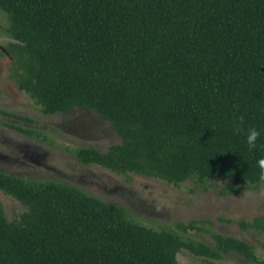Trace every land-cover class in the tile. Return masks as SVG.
<instances>
[{"label": "trees", "instance_id": "trees-1", "mask_svg": "<svg viewBox=\"0 0 264 264\" xmlns=\"http://www.w3.org/2000/svg\"><path fill=\"white\" fill-rule=\"evenodd\" d=\"M8 79L45 116L86 110L120 143L70 152L86 165L180 187L228 181L222 193L258 188L264 158V0H0ZM22 122L33 119L0 110ZM239 125L240 131H235ZM32 138L41 132L8 124ZM255 128V148L246 137ZM0 264H177L220 259L193 240L197 222L147 227L126 209L77 187L0 171ZM252 237L264 215L239 221ZM215 240L254 264V248Z\"/></svg>", "mask_w": 264, "mask_h": 264}, {"label": "rangeland", "instance_id": "rangeland-1", "mask_svg": "<svg viewBox=\"0 0 264 264\" xmlns=\"http://www.w3.org/2000/svg\"><path fill=\"white\" fill-rule=\"evenodd\" d=\"M7 20L0 13V110L35 120L33 127L47 134L46 142L32 139L8 127V124L27 127V124L12 118L0 116V171L27 180H53L74 182L90 194L111 204L123 207L141 224L158 228L176 222L209 221L201 224L203 231L190 232L193 240L212 244V233L251 239L240 231L234 222H220L218 218L237 221L264 214V185L258 188L240 186L237 193L225 195L222 189L229 184L222 179L210 180L204 184L187 181L174 187L165 181L135 175L126 177L115 175L97 166H85L65 148L96 147L107 151L119 144L120 138L109 122L99 119L86 110H75L68 116H44L38 107L23 92L18 91L8 79L10 60L2 55V49L10 41L5 34ZM39 164L25 162L28 149ZM30 168H36L37 173ZM0 200L6 214L13 220L22 206L13 198L0 192ZM217 220V222H216ZM260 246L264 238L257 239ZM258 255H264L259 247ZM177 264H240L232 254L220 261L206 262L205 258L194 256L186 251L177 255Z\"/></svg>", "mask_w": 264, "mask_h": 264}, {"label": "flooded vegetation", "instance_id": "flooded-vegetation-1", "mask_svg": "<svg viewBox=\"0 0 264 264\" xmlns=\"http://www.w3.org/2000/svg\"><path fill=\"white\" fill-rule=\"evenodd\" d=\"M2 55H5L6 56V58L8 59V60H10V64H11V62H12V58L10 57V55H9V53L7 52V50H6V48L4 47L3 49H2V53H1ZM10 64H9V66H10ZM8 76H9V72H8ZM6 112V111H5ZM56 116L57 115H61V116H68V115H70V114H55ZM45 116V115H44ZM51 116H54V115H51ZM27 117V116H26ZM7 118H10V117H7ZM29 118V117H28ZM13 119V118H12ZM30 119H32V118H30ZM15 120H17V119H15ZM18 121H20V120H18ZM35 121V120H34ZM24 123H26L27 124V127H24V128H30V129H33V130H36V131H39V132H41V136H43V137H41L40 139L39 138H32V137H30V138H32V139H36V140H40V141H43V142H46L47 141V134H44L43 133V131L42 130H40V129H38V128H35V127H33L34 126V124H35V122L34 123H27V122H24ZM23 127V126H22ZM47 137V138H46ZM114 146V145H113ZM75 148H96V147H91V146H89V147H75ZM110 148V147H109ZM108 148V149H109ZM71 149H73V148H71ZM70 148H65V150H67V151H69L70 152V150H71ZM98 151H100L98 148H96ZM28 152H30V153H27V156H25L24 158H23V160L27 163V162H32V163H34V164H36L35 166H37L38 164H39V162H37L36 160H35V156H36V153L32 150V149H28L27 150ZM100 152H102V153H105V152H107V151H100ZM71 153V152H70ZM34 155V157H30L31 155ZM72 154V153H71ZM75 157V156H74ZM76 158V157H75ZM76 161L77 162H79L78 160H77V158H76ZM80 164H82V165H85V166H97V167H100V166H98V165H86V164H83V163H81V162H79ZM27 167H28V165H27ZM28 168H30V166L28 167ZM100 168H102V169H105V168H103V167H100ZM30 169H32V168H30ZM36 168L34 167L32 170L34 171V173H37V171L35 170ZM105 170H107V169H105ZM107 171H109V170H107ZM109 172H111V171H109ZM111 173H113V172H111ZM114 174V173H113ZM116 175V174H115ZM129 175H131V174H129ZM119 176H121V175H119ZM136 176V175H135ZM123 177H126V176H123ZM56 181V180H55ZM58 182V181H57ZM61 183H64V182H61ZM66 183V182H65ZM66 184H68V185H71V186H74V187H77V188H79V189H81V190H83V191H85V192H87V193H89L88 191H86V190H84V189H82L80 186H78V185H76V184H74V182H69V183H66ZM229 193H232V192H228V194ZM234 193V192H233ZM90 194V193H89ZM227 194V193H226ZM225 194V195H226ZM92 195V194H91ZM94 196V195H93ZM96 197V196H95ZM101 199V198H100ZM264 215V214H263ZM256 216H262V215H255V216H253V217H256ZM253 217H250V218H253ZM249 219V218H248ZM218 220L220 221V222H223V223H225V222H227V223H229V222H234V223H236V225H237V227L240 229V231H242V232H244V234L245 235H248L249 237H251V239H249V238H245V237H243V236H241L240 234H238V236H235V235H228V234H223V233H221V232H216V233H212V244H206V245H209V246H212V247H214V248H216L217 249V251L222 255L221 256V258L220 259H211V261L213 262V261H220V260H222L225 256H227V255H229V254H232V255H234V256H236L237 258H238V260L240 261V264H254V263H251L249 260H247L244 256H242L239 252H237V251H235V250H232V249H228L227 248V245H220L218 242H217V240H215V238H214V236L216 235V236H220V237H222L223 239H226V238H232V239H234V240H238V241H243V242H245V243H247V244H249V245H251L253 248H254V251H255V255L257 256V258H259L260 260H262V259H264V255H262V256H259L258 255V249H259V247H261V249H263L264 250V243H261L262 245L260 246L258 243H255V244H252V243H254L253 241H255V242H258L257 240H256V238L257 239H261V238H264V234L262 233V234H259V235H256L255 237H252L247 231H245V230H243L241 227H240V225H239V221H241L242 219H240V220H237V221H233V220H226V219H224V218H218ZM192 221H195V220H191V221H189V222H192ZM195 222H197V226L198 227H200L201 229L200 230H198V231H195L194 233H197L196 235L198 236L202 231H203V228H202V226H201V224H203V223H208L209 221H203V220H201V221H195ZM216 222H217V220H216ZM177 223V222H176ZM185 223H188V222H185ZM210 223V222H209ZM175 224V223H174ZM211 224V223H210ZM211 225H213V223L211 224ZM191 232H193V231H191ZM190 233V232H189ZM204 244V243H203ZM208 263H209V261H207Z\"/></svg>", "mask_w": 264, "mask_h": 264}, {"label": "clouds", "instance_id": "clouds-1", "mask_svg": "<svg viewBox=\"0 0 264 264\" xmlns=\"http://www.w3.org/2000/svg\"><path fill=\"white\" fill-rule=\"evenodd\" d=\"M235 131H240L239 125L235 127ZM259 136L260 133L255 128L249 129L246 137V143L250 149L257 146V140ZM257 167L260 171L259 179L261 182H264V158H261L257 161Z\"/></svg>", "mask_w": 264, "mask_h": 264}]
</instances>
